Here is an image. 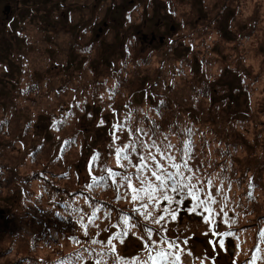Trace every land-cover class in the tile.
Returning <instances> with one entry per match:
<instances>
[{
    "label": "rangeland",
    "instance_id": "374dc122",
    "mask_svg": "<svg viewBox=\"0 0 264 264\" xmlns=\"http://www.w3.org/2000/svg\"><path fill=\"white\" fill-rule=\"evenodd\" d=\"M165 95L177 105L172 122L184 128L170 132L172 141L198 167L186 177L194 174L198 199L218 213L207 215L205 205L179 187L156 203L144 194L147 214L167 209V221L137 223L139 229L111 246L135 261L143 239L160 241L144 228L168 223L172 239L188 237L183 264L231 258L264 264V0H0V126L9 118L11 133H0V264H36L26 257L29 245L15 239L25 225L44 221L53 228L58 220L81 232L74 228L104 201L76 186L90 179L88 157L96 148L107 166L112 148L133 147L132 132L141 148L152 138L143 122H130L121 136L109 137L110 126L147 111L157 122L151 111ZM28 118L43 126L41 133L26 131ZM80 129L87 141L81 133L80 144L60 155L65 138ZM170 156L177 162L178 148L164 156L165 166ZM154 180L149 176L146 184L156 187ZM20 193L23 210L14 206L9 218L4 210ZM255 207L258 214L247 216ZM208 222L231 241L221 244ZM90 247L80 262L90 258ZM47 254L43 264H65Z\"/></svg>",
    "mask_w": 264,
    "mask_h": 264
},
{
    "label": "trees",
    "instance_id": "16d2710c",
    "mask_svg": "<svg viewBox=\"0 0 264 264\" xmlns=\"http://www.w3.org/2000/svg\"><path fill=\"white\" fill-rule=\"evenodd\" d=\"M126 83L127 82H125V84ZM145 94L147 97L149 95V92L146 90ZM163 104H167L166 110H168V112L166 113L161 112L160 107ZM175 107H177V105L174 101V98H170L168 95H165L163 99L158 102V104H155L154 109L152 108L151 111L157 122L151 120V118L148 117V114H150V112L147 111L140 116V119H133L126 122L124 125L120 123L123 122L124 119H121L117 123L113 122L111 124L109 137L113 135L121 136L127 131L126 126L129 125L130 122L141 121L144 123L145 129L150 131V135L152 138H150L148 141L144 139L140 148L139 141L136 140L137 134L135 132H132L131 136L134 140V145L133 147L128 148L127 150H124L122 152L127 154L128 157L129 155H134L135 157L132 159L124 160L123 156H121L118 162L116 153L117 148L115 150L112 148V151L110 153V162L107 166L100 165L101 153L99 150L94 148L86 162L88 164V176H90V179L83 185L82 182H79L77 180L76 186L79 185V189L87 188L91 192L102 195V197L104 198L103 207H101L98 211L93 212L89 222L84 221V217L82 216L83 218H81L80 220L84 221L85 223L80 224L78 228H74V230L76 231L80 229V233L74 232L70 228L68 229L66 227L58 226V224L56 223L58 222V220H55V226L53 228L50 226V224L48 225V222L44 221L40 222L39 224L35 223V227L32 223L29 225H25V230L27 231L28 235L26 231L15 232V239L16 241L19 239H23L25 243L29 245V249L27 252L28 256H26L28 259L34 261L36 264H43V254L48 253L46 258L57 256L54 263L64 262L65 264H152L150 256L153 258H157L158 253H164L165 256L160 259V264H183L182 248L185 247L186 244H188V237L180 235L179 237L172 239L169 235L170 230L168 228V223H166L165 226H162L161 228L155 229L144 228V226L141 227L146 230H152L154 236H156V238H159L160 241L154 239L153 242H149L146 239H143V251L138 256H136L137 260L135 261H131V257H128V259H126L123 255H121L119 250L117 249V246H111L116 241H122L120 237L127 238L134 229H139V226L136 225L137 223L144 225V220L151 219L159 220L158 223L167 221V214L165 213V211L162 212L161 216H163V218L160 219L161 216H156L158 212L155 210L149 212L151 213V215H148V218L145 219V216L147 215V204L144 203L145 193H139L138 198L136 200H133L132 196L136 193L132 192L127 194L131 189L128 187L129 180H131L132 182V188L140 187L138 178H143L146 184L148 177L151 176V172L153 170H156L155 163H160L161 165H163L166 172H171L173 175H175L177 169L171 167V165L175 162L174 157L170 156L169 163L167 162L166 166L163 164V160L164 156H168L169 152L173 148H178V161L175 163L180 166L179 171L184 174L185 177V179L181 182L184 184H188L194 181V174H192L190 178L186 177V175L190 174L191 169L195 171L198 167L190 164L189 162H194V160L185 158L183 147L181 145L177 146L174 141H172V134L170 133L171 131L180 132L184 130L182 126L172 122L171 119L174 118H170V114H175L176 116L177 111ZM175 116L173 115V117ZM113 119L115 121H118L117 117H114ZM6 120H8L9 122L2 123V125L0 126V133L7 134L9 136L11 134L9 127L10 119L6 118ZM60 123L61 122H59L58 125ZM190 124L194 125L193 122H191ZM40 127L41 124L38 125L37 122L32 120L31 118H28V121H26V131H28L27 128L36 129V134H39L43 130V126L41 128ZM38 128H40L39 131ZM191 132L192 127L189 131V134ZM47 133L48 123L46 124V134ZM81 133L84 134L83 136L87 141L89 137H86L85 131L82 129L78 130L70 137L65 138L63 149H59L60 155L62 153H66L69 148L71 149L73 146L80 144V139L82 136ZM92 135H94L93 132L90 133L91 137ZM83 148H85V145H82V149ZM149 150H151L153 154L159 157V161L155 159L154 162L152 159H147L150 154ZM85 153L86 151L83 153L84 157L87 156ZM141 157L146 158V168L143 171H141L138 167ZM71 167L72 164H69L67 166V170H69V168ZM12 171L17 177L16 167H13ZM75 171L80 172L76 167ZM19 179L20 178L17 177V180ZM262 179L264 180V178ZM153 182L157 184L156 180H154ZM4 183V178L0 177L1 187H3L2 185ZM135 184L138 185L135 186ZM259 185L262 190H264L262 185ZM76 191H78V188ZM138 191L139 189L137 190V192ZM183 192H185V190H183L182 193ZM261 194L262 193H259L256 196L254 195L252 200L254 202H257ZM21 197L22 194L20 193L19 196L14 198L13 202H9V204L6 206L7 208L4 210L6 216L10 218L14 215L13 208L16 205L20 207ZM241 204V211H243V207L245 209H248L243 200ZM142 205L145 206L142 207ZM207 209V215H210L211 212L218 213V211L213 207H207ZM22 210V207H20L19 211ZM43 212L44 210L41 209V213ZM101 212L102 216L100 215ZM257 214V207H255L253 208V211L247 213V216ZM126 220L127 224L125 223ZM208 223L211 226V233H216L214 229V223ZM36 227H39L40 230H36ZM221 235L223 236L222 240L220 241L221 244L231 241L230 236H226L223 234ZM93 240L95 243H91L93 242ZM81 242L84 243L80 244ZM90 244L94 246L92 255L86 261L80 262V257L91 249ZM232 253L233 251H231V254ZM231 256L232 255H230V257ZM210 263L216 264L213 259H210ZM227 264L241 263L238 262V260H233V258H231L230 262L228 261Z\"/></svg>",
    "mask_w": 264,
    "mask_h": 264
},
{
    "label": "snow or ice",
    "instance_id": "6c2138e0",
    "mask_svg": "<svg viewBox=\"0 0 264 264\" xmlns=\"http://www.w3.org/2000/svg\"><path fill=\"white\" fill-rule=\"evenodd\" d=\"M116 153H117L118 162H119L121 156H123L124 160H128L127 154L123 153L121 149H119V148L116 149ZM145 159L146 158H144V157L140 158V164L138 167L140 168L141 171H143L146 168ZM147 159H152L155 162V157H152L151 154H149ZM171 167L177 169V172L175 173V175H173L171 172H166L164 170L163 165H161L160 163H155V169L156 170H153L151 172V176L154 177L155 180L157 181L156 187H153L151 184L146 185L143 178H138L139 183H140V188H139L138 192L136 189H133L134 193H136V194H134L132 196V199L136 200L138 198L139 193H145L147 195L148 200L153 201V203H156L161 197L164 200H168L169 196L167 195V192H168L169 188L173 192H175L177 190V188L179 187L182 190H187L189 196H191L193 201H195L197 204L205 205L206 210H208L207 209L208 201H202V200L198 199V197H197L198 189L196 188V186L191 184V183L184 184L181 182L182 180L185 179V177H184V174H182L179 171L180 166L174 162L171 165ZM169 182H171V183H169ZM128 187L132 188L131 180L128 181ZM212 202L214 203V201H212ZM143 206H145V205H142V207ZM165 212H167V209H165ZM148 215H151V213H148L145 216V219L148 218ZM172 215H174V213H172ZM162 218H163V216L160 217V219H162ZM154 222H159V220H156ZM125 223L127 224V220L125 221ZM149 236H151V233H149ZM113 251H114V249H113ZM164 256H165L164 253H158L157 258H153L150 256V259L152 260V264H160V259L163 258Z\"/></svg>",
    "mask_w": 264,
    "mask_h": 264
},
{
    "label": "water",
    "instance_id": "95a60500",
    "mask_svg": "<svg viewBox=\"0 0 264 264\" xmlns=\"http://www.w3.org/2000/svg\"><path fill=\"white\" fill-rule=\"evenodd\" d=\"M9 10V6L5 7V13Z\"/></svg>",
    "mask_w": 264,
    "mask_h": 264
}]
</instances>
